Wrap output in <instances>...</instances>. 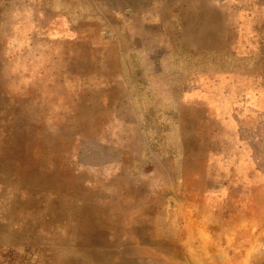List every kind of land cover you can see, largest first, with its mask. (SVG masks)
Returning a JSON list of instances; mask_svg holds the SVG:
<instances>
[{"label":"rangeland","instance_id":"374dc122","mask_svg":"<svg viewBox=\"0 0 264 264\" xmlns=\"http://www.w3.org/2000/svg\"><path fill=\"white\" fill-rule=\"evenodd\" d=\"M0 264H264V0H0Z\"/></svg>","mask_w":264,"mask_h":264}]
</instances>
